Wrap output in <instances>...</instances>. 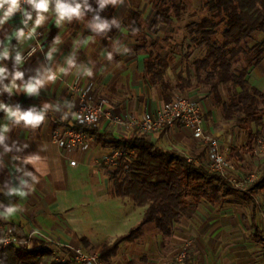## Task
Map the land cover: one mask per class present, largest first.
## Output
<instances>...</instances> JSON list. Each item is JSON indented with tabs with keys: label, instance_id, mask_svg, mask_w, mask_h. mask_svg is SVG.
Returning <instances> with one entry per match:
<instances>
[{
	"label": "crops",
	"instance_id": "obj_1",
	"mask_svg": "<svg viewBox=\"0 0 264 264\" xmlns=\"http://www.w3.org/2000/svg\"><path fill=\"white\" fill-rule=\"evenodd\" d=\"M89 4L92 11L87 13L92 16L93 22L94 17L98 15L99 17L111 16L113 23V16L111 14L107 15L105 9L97 10L92 4V0H89ZM46 16L47 19L41 26V32L44 33L43 37H45L42 44H44L45 53H49L50 50L54 53L53 50L56 51L54 45L59 42L61 37L66 40L68 29L63 24L60 26L55 24L56 18L51 6L50 12ZM138 17L141 21L142 17L140 14H132V19L135 22L131 32L135 34L139 33V31L134 30ZM20 21L21 16L17 13L4 26V29L10 34L14 28L23 27ZM29 22L32 25V21ZM47 25H50L49 29L45 28ZM111 26L104 35H96V31L93 30L92 38L94 41L92 45L87 46L85 43V46L81 48L82 55L78 59L43 61L39 51L29 62H23L20 70L25 73V80L30 77H37L38 70L40 76L44 78V84L37 94L27 95L19 92L10 97L5 92L0 95V101L7 105L14 107L18 104L22 111L34 108L37 112L42 111L44 113V120L38 126L32 127L25 126L23 121L16 124L8 120L5 113L0 111V126L4 124L9 126V131L4 133V143L0 145V205H2L0 213H4L5 208L9 206L18 208V211L7 219L4 215H0V231L6 227H13L24 236L39 232L48 238L49 241H57L63 245L84 249L88 252L94 249L95 244L99 246H97L99 251L103 243H111L118 236L127 234L141 222L146 209L136 207L129 199L114 197L112 182L107 171L108 169L111 170L112 167L109 168V164H106L108 167L106 165L104 167L101 166L103 165L101 160L106 159L107 156L111 157L113 150L103 147L102 144L98 143L97 138L102 136L108 139H130L137 136L138 134L131 129L118 126L114 120L125 116L135 118L153 116L164 104L172 102L177 97L184 96L198 103L202 101L201 103L206 110L201 106L205 114L204 130L206 134L216 138L222 153L225 155L228 153L233 160L243 161L244 156L248 152L257 153L259 147L262 146L264 148L260 133L257 131L264 128H252L256 136L251 145V150L248 151L246 131L240 129L237 125H233V121H226L222 108L215 104L208 89L204 86H196L193 63L203 59L206 53L201 58L190 62L195 55L183 56L181 52L180 54L173 52H168L164 55L154 54L153 52H148L149 45L147 46L143 43L136 47V52L139 54L137 63L138 75L142 77L143 84H145L144 88L134 87L129 90V94H120L114 98L106 97V99H102L106 103L112 119H104L98 126L90 129L91 132H88L90 147L87 151L64 155L58 145L54 143L52 135L56 129L73 125L77 106H74V98L67 93L66 82L74 81V73L77 69H89V71L91 69H100L102 71L101 68L103 69L104 66H100L101 57L106 55V49L101 46L99 39H103L109 34ZM3 37L4 32L0 39H3ZM40 40L41 34L38 35L37 29V35L33 39L26 41L22 45H18L17 41L13 39L11 44L17 46V50H20L22 56H24ZM87 42H89V39ZM48 43L52 45L47 46L46 44ZM151 46L154 49L158 47L156 42H153ZM60 50L62 51V56L68 55L67 51L61 48ZM96 53H98V56ZM14 55L15 52H12L13 57ZM150 56L160 57L162 60L169 61V67L166 69L163 79V83L167 86L166 89L161 84L152 85L150 83L146 72V63ZM94 57L98 58L97 61H95ZM3 63L9 70L12 69V59ZM94 63L97 64L94 65ZM263 63L264 59L256 66V69L261 67ZM49 74L54 75L55 79L48 80L46 77ZM60 75L66 81L60 82ZM185 79H190L192 86L189 89L182 90L180 89L181 81ZM248 84L250 87H254L264 93V90H261L264 80L263 83H259L254 75H251ZM211 98L215 105L214 107L211 105ZM239 132H244L246 135V139L241 146L236 144ZM146 137L164 150H176L189 161L206 166L207 144L194 138L189 130L182 128L180 125H171L161 134ZM260 141L261 143H258ZM5 147L8 148V151H5ZM29 158H31V162H26ZM71 161H76L77 165L72 167L70 165ZM28 173H31V175ZM21 181L26 183L22 185ZM13 188H21L26 193V196L21 198L17 195H7L8 191ZM253 214L251 216L249 241L264 248L262 243L253 238V224L260 228L258 217H256L254 222ZM153 225L150 224L144 228V236L138 242L121 245L118 255L110 263L119 264L120 261H123L122 253L126 249L136 247L139 243H142L141 241L146 244L150 242L148 236L154 232H149V230ZM156 231V235L158 237L161 236V239H166L171 243L176 241L174 232L171 237L164 238L157 228ZM83 238L90 242V248H86L83 245ZM211 241L205 243V245L208 244L210 247L206 249V252H202L201 256L196 255L193 250L188 252L192 256L191 264H198L199 260L203 259L202 257H204L203 264H217L220 252L217 256L213 254L214 249L211 246ZM199 249L203 250L202 248ZM131 262L133 261L130 260L128 264Z\"/></svg>",
	"mask_w": 264,
	"mask_h": 264
},
{
	"label": "trees",
	"instance_id": "obj_2",
	"mask_svg": "<svg viewBox=\"0 0 264 264\" xmlns=\"http://www.w3.org/2000/svg\"><path fill=\"white\" fill-rule=\"evenodd\" d=\"M175 17L170 8L157 11L151 21V29L157 31L159 26H170L175 20H181L185 10L181 0H170ZM179 2L176 4V2ZM89 2V0H88ZM166 3V2H165ZM207 7L214 17H223L226 28L222 34L221 45L213 42L219 23L209 18L188 27L194 35L192 44L196 48L207 49L205 57L193 63L196 86H204L213 97L215 104L221 107L224 119L235 121L236 125L247 133V150L255 139L253 127H264V93L250 87L246 77L247 70H233L232 61L240 54V47L255 34L264 35V0H209ZM102 21L112 23L111 16H100ZM139 17L134 27L141 30ZM96 31V35H104ZM144 43L147 45L144 38ZM191 49V48H190ZM257 57L254 66L264 59V40L254 47ZM188 57V56H187ZM169 67L168 60L150 56L146 63V72L152 85L163 83L165 71ZM182 80L180 89L191 88V82ZM221 87H228V101H225ZM76 130H83L75 127ZM91 132V130H87ZM103 147L110 148L118 157L110 165L109 178L112 182L114 197L129 199L136 207L145 208L141 222L127 234L118 236L113 242L101 245L99 262L109 264L119 252L123 244H134L144 236V228L154 224L164 238L173 235L174 227L202 202L212 207L223 206L240 194L256 207L255 196L264 191V172L246 188H239L219 173L207 166L189 161L176 150H164L152 143L146 135H137L130 139L97 138ZM254 222L256 212H253ZM253 238L264 245V233L253 224ZM82 243L90 248V242L83 238ZM192 256L187 253L181 264H191ZM0 264H74V262L58 263L47 243L35 240L32 248L25 246H9L0 250ZM130 264H134L131 262Z\"/></svg>",
	"mask_w": 264,
	"mask_h": 264
},
{
	"label": "rangeland",
	"instance_id": "obj_3",
	"mask_svg": "<svg viewBox=\"0 0 264 264\" xmlns=\"http://www.w3.org/2000/svg\"><path fill=\"white\" fill-rule=\"evenodd\" d=\"M181 1L185 6L181 20L174 19L172 25H161L157 31L150 27L151 20L157 11L170 8L171 16L175 17L170 0H117L115 5H106L104 8L106 14H111L115 23H112L109 34L105 38L99 39L101 46L106 49V55L104 57L99 56L102 58L100 66L103 65L104 68H101L102 71L100 69H91V71L89 69H77L74 73V81L66 82L67 93L75 100L74 106L78 107L83 100L100 102L106 97L114 98L120 94H129V90L134 87L144 88L145 84H143L142 77L138 75L137 63L139 54L136 52V47L144 43V38L147 46L149 45L148 52L163 55L168 52L178 54L181 52L183 56L195 55L190 60L192 62L197 58H201L207 49L205 47L199 49L192 44L191 41L194 35L189 33L188 27L192 24L200 23L205 18H209L215 23H219L216 35L212 37V40L214 43L221 45L223 42L222 34L226 28L225 21H222L223 17L215 18L213 13L210 12L207 7L209 0ZM178 3L177 1L176 4ZM92 4L97 10H100L98 0H92ZM135 13L140 14L142 17L139 23L141 30L136 34L131 32L135 22L132 19V14ZM93 23L92 16L87 12L80 19L62 22L68 29V37H66V40L61 37L59 42L54 45L56 51L53 50L54 53L52 52L51 59L55 61H68L70 58L78 59L82 55L81 48L85 46V43L89 46L94 41L92 38ZM28 27H31V22H29ZM45 28L49 29L50 25ZM25 30L27 32L28 28H25ZM41 30V27L38 28V35L41 34V40L39 41L41 58L43 61H50L48 52H44L42 41L45 37H43L44 33ZM2 34L3 31H0V38ZM88 39L89 42H87ZM263 40V34H255L238 47L240 54L237 59L232 61L233 70H247V81H250V76L254 75L259 83H263L264 63L258 69L254 66L257 57L254 47ZM153 42L158 45L155 49L151 46ZM46 45L51 46L52 44L48 43ZM60 48L67 51L68 55L62 56ZM58 51L60 52L58 53ZM94 59L97 61L98 58L94 57ZM59 78L60 82L66 81L61 75ZM203 90L207 91L206 89ZM221 90L225 101H228V87H221ZM261 90H264V85H262ZM201 102L199 104L203 107ZM211 105L215 106L212 98ZM262 112L264 113V109ZM232 124L236 126L235 121ZM257 131L260 133L262 144L264 145V129ZM245 137L244 132H239L236 144L241 146L246 139ZM223 156L231 166L230 180L234 184L240 185L242 183L244 186L251 180L258 179L264 172V148L262 146L258 148L257 153L248 152L244 156L243 161L233 160L228 153L226 155L223 153ZM106 158L109 157L107 156ZM101 162L103 164L101 165L102 167L108 164L105 159L101 160ZM109 170L107 171L109 172ZM255 203L256 207L253 208V205L240 194L233 197L229 203L222 207L212 208L209 204L202 202L195 211L183 218L181 224L174 227L176 241L173 242L175 243L161 239V236L158 237L156 228L153 225L149 230V232H154L148 236L150 242L146 244L141 241L142 243H139L136 247L126 249L122 253L123 261H120L119 264H128L130 260L135 264H181L184 256L192 250L196 255L201 256L202 252H206V249L210 247L208 244L205 245V243L211 240V246L214 249L213 254L217 256L220 252L217 264H264V248L249 241L253 210L256 212L258 224L264 233V191L255 196ZM177 237L179 238L178 240ZM46 239L49 240L48 238ZM97 246L95 244V247L93 246L94 249L89 252L83 250L88 255L98 254L99 256ZM199 248L203 250L201 251ZM202 258L201 260L198 259V264H203L204 257ZM96 264L101 263L97 261Z\"/></svg>",
	"mask_w": 264,
	"mask_h": 264
},
{
	"label": "built area",
	"instance_id": "obj_4",
	"mask_svg": "<svg viewBox=\"0 0 264 264\" xmlns=\"http://www.w3.org/2000/svg\"><path fill=\"white\" fill-rule=\"evenodd\" d=\"M39 48V43L30 48L23 56L24 62L27 63L36 56L39 52ZM204 118V111L198 102L191 101L187 97L181 96L175 98L170 103L164 104L153 116H145L143 118L125 116L119 117L114 121L122 128L131 129L139 135L146 136L161 134L167 127L174 124L180 125L182 128L189 130L194 138L207 144L206 166L208 169L219 173L225 179L233 183V181L230 180L231 166L224 158L218 140L206 134L204 130ZM104 119H112L105 102L83 100L75 110L73 125L67 128L56 129L53 132L52 139L62 150L64 155H70L75 152H85L90 147V137L87 130L98 126ZM76 126L83 128V130H76ZM258 143H261V141ZM117 157L118 154L113 153L111 157L105 160L109 165H112ZM70 165L75 167L77 163L76 161H71ZM254 180H251L247 184ZM235 185L239 188H246V185L243 186L242 183H240V185ZM35 240L47 243L56 262H74V264H96L97 261L99 262L98 254L88 255L83 249L63 245L57 241H49L39 232L24 236L13 227H6L0 231V250L9 246H25L32 248Z\"/></svg>",
	"mask_w": 264,
	"mask_h": 264
},
{
	"label": "clouds",
	"instance_id": "obj_5",
	"mask_svg": "<svg viewBox=\"0 0 264 264\" xmlns=\"http://www.w3.org/2000/svg\"><path fill=\"white\" fill-rule=\"evenodd\" d=\"M117 0H98L99 8L104 9L106 5H115ZM51 10L55 14V23L60 26L62 22H71L73 19H80L86 12L92 11V8L88 0H0V31L4 32L3 39H0V95L8 93L11 97L13 94L23 92L27 95H35L38 90L44 84V78L40 76L39 70L37 71V77H30L27 80L24 79L25 73L20 70L21 65L24 62V58L20 50H17V46L11 44V41L15 39L18 45L24 44L26 41L33 39L37 35V29L40 28L47 19L46 14ZM19 13L21 16L20 23L23 27L14 28L9 34L4 26L11 21L14 16ZM35 14V18H34ZM29 21H32V25L29 28ZM115 23V21H113ZM92 27L95 31L103 32L109 28L107 21H102L97 15L94 17V23ZM28 28V31H25ZM12 52H15L14 57ZM52 50L48 53V59H51ZM9 59L13 60L12 69L3 63ZM48 80H54L55 76L52 74L47 75ZM7 81V83H5ZM19 82V83H18ZM47 107V106H46ZM0 111L5 113L8 120L19 124L23 121L25 126H38L44 120V113L37 112L34 108L22 111L17 104L14 107L5 104L0 101ZM9 131V126L4 124L0 126V145L4 143V133ZM5 151L8 148L5 147ZM26 162H31V158ZM31 175V173H28ZM35 179V177H34ZM25 181H21V184H25ZM7 195H17L21 198L26 196V193L21 188L10 189ZM2 207V205H0ZM18 211L16 206H9L5 208L4 215L7 219Z\"/></svg>",
	"mask_w": 264,
	"mask_h": 264
}]
</instances>
